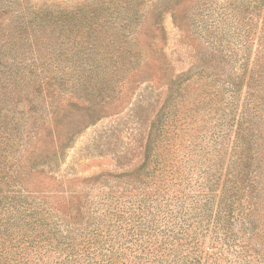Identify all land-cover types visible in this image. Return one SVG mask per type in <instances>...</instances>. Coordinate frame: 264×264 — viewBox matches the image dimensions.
<instances>
[{"label": "rangeland", "instance_id": "374dc122", "mask_svg": "<svg viewBox=\"0 0 264 264\" xmlns=\"http://www.w3.org/2000/svg\"><path fill=\"white\" fill-rule=\"evenodd\" d=\"M258 8L0 0V197L12 189L51 212L58 252L74 260L84 249L83 264L107 262L106 236L115 264H182L169 239L184 232L197 238V264H264ZM159 120L176 124L160 144ZM86 221L94 229L68 241L65 229ZM9 227L0 264L17 250ZM37 252L26 249L29 264L51 253Z\"/></svg>", "mask_w": 264, "mask_h": 264}, {"label": "trees", "instance_id": "16d2710c", "mask_svg": "<svg viewBox=\"0 0 264 264\" xmlns=\"http://www.w3.org/2000/svg\"><path fill=\"white\" fill-rule=\"evenodd\" d=\"M251 2L254 5H258V9H264V0H251ZM263 33H264V22L261 27ZM173 126V128L176 126V124L173 122L168 125L166 128L165 124L162 120H159L157 122V129H156V136H157V142L160 144L163 137H165V134L170 131V126ZM170 136L167 138V142L169 143L170 149L174 151L175 142L174 140L178 136L177 132L169 133ZM173 147V148H171ZM159 159H155L156 162H158ZM165 163H163V166ZM155 169V167H154ZM2 195V192H0V196ZM25 195L21 194V192H16L15 190L9 189V201L4 202L5 197H0V225L9 227V238L13 236L12 238H16L15 242L17 250L14 252V256L12 260H9V264H29L30 261L27 258L26 255V249L28 247H31L37 252L39 255V259L42 260V255H45L44 252L48 251L49 253L39 264H83L84 262V249H79L80 254H77L75 257H73L74 260L67 257V254L64 256L58 252L59 246L58 242L60 240V235L58 233V230L55 229L56 225L53 224L54 220L51 222H48L50 220L49 216L51 215V212H48L47 209H41L38 207V205L34 203H29L25 201L23 202L22 199L25 198ZM25 203V204H24ZM87 211V205L84 207V212ZM91 213V212H90ZM89 213V214H90ZM80 215V212L72 217L70 215H67L68 218H70L69 225H72V222L78 221V216ZM119 218V216L117 215ZM58 220L57 218H55ZM72 219V220H71ZM76 220V221H74ZM91 223H88L87 221L84 223L81 227H73L65 229L66 234L65 235L68 239V241H75L76 233L82 234L85 233L87 227H90ZM18 227L17 230L10 229L11 227ZM202 226V222L200 224ZM92 228V225H91ZM94 228H92L93 230ZM95 232V230H94ZM95 234V233H94ZM172 235V234H171ZM169 234L165 237V240L169 239L170 246H172V243H176L175 248H171L172 251L174 249L178 252V256H180V261L182 264H197V255L194 253L197 250V238L193 240V238L188 240V236H192L191 232H184L182 235L185 240L180 241L177 238H175V234L172 236ZM63 236V237H65ZM85 236V235H84ZM109 237V236H108ZM107 236L104 238L108 240V243L103 245L102 250L107 249L109 252V259H107V262L105 264H115V259H110L112 257L113 248L115 247V242L111 241ZM175 239V241H174ZM88 240V239H87ZM92 242V241H91ZM88 243V242H87ZM87 243L83 244L81 247L87 248ZM185 246H189L190 248L185 249ZM110 247V248H109ZM44 249V251H42ZM117 249V248H116ZM118 250V249H117ZM23 252L22 257H20V252ZM57 252V253H56ZM53 254V256H51ZM56 254V256H55ZM175 255H177L175 253ZM79 257V258H78ZM93 264V263H92ZM94 264H102L101 261H97Z\"/></svg>", "mask_w": 264, "mask_h": 264}]
</instances>
